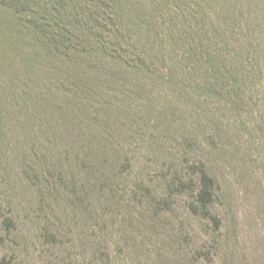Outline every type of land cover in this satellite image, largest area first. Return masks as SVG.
Masks as SVG:
<instances>
[{
  "label": "rangeland",
  "instance_id": "1",
  "mask_svg": "<svg viewBox=\"0 0 264 264\" xmlns=\"http://www.w3.org/2000/svg\"><path fill=\"white\" fill-rule=\"evenodd\" d=\"M0 264H264V0H0Z\"/></svg>",
  "mask_w": 264,
  "mask_h": 264
},
{
  "label": "trees",
  "instance_id": "2",
  "mask_svg": "<svg viewBox=\"0 0 264 264\" xmlns=\"http://www.w3.org/2000/svg\"><path fill=\"white\" fill-rule=\"evenodd\" d=\"M48 26V27H47ZM39 27V25H35V26H33L32 27V31L34 32L35 31V29H37ZM54 28V25L53 24H47V25H43L42 26V31L44 32V34L43 35H50L52 32H53V29ZM70 32V31H69ZM55 37V34H53L52 36H51V38L53 39Z\"/></svg>",
  "mask_w": 264,
  "mask_h": 264
}]
</instances>
